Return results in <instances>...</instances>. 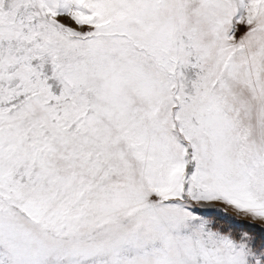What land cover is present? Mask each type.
Listing matches in <instances>:
<instances>
[{"label":"snow or ice","instance_id":"snow-or-ice-1","mask_svg":"<svg viewBox=\"0 0 264 264\" xmlns=\"http://www.w3.org/2000/svg\"><path fill=\"white\" fill-rule=\"evenodd\" d=\"M0 264H264V0H0Z\"/></svg>","mask_w":264,"mask_h":264}]
</instances>
